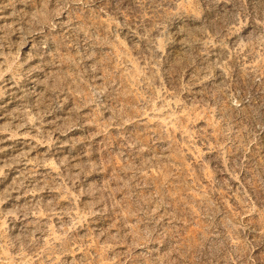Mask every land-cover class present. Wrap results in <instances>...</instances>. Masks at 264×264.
Wrapping results in <instances>:
<instances>
[{
  "label": "rangeland",
  "instance_id": "rangeland-1",
  "mask_svg": "<svg viewBox=\"0 0 264 264\" xmlns=\"http://www.w3.org/2000/svg\"><path fill=\"white\" fill-rule=\"evenodd\" d=\"M0 264H264V0H0Z\"/></svg>",
  "mask_w": 264,
  "mask_h": 264
}]
</instances>
